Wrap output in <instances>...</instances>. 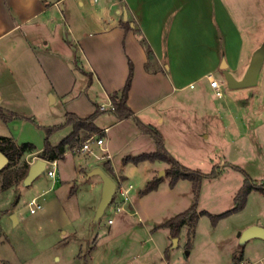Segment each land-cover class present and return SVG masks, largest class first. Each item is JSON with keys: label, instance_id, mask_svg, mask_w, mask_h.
Wrapping results in <instances>:
<instances>
[{"label": "rangeland", "instance_id": "rangeland-1", "mask_svg": "<svg viewBox=\"0 0 264 264\" xmlns=\"http://www.w3.org/2000/svg\"><path fill=\"white\" fill-rule=\"evenodd\" d=\"M224 1L229 26L227 35H220V44L223 48L229 38L230 46L235 45V36L232 37L235 25L245 32L241 67H230L236 77H242L254 51L264 42V0ZM71 36L69 33L67 38ZM72 46L76 50V46ZM262 68L258 84L240 88H230L222 73L219 76L223 78L221 96L210 91L207 97L199 87L177 92L180 96L177 121L165 135L169 149L181 163L205 174L199 210L218 214L233 208L235 195L245 178V173L237 166L257 183L264 181V65ZM206 101L221 112L209 114L203 109ZM103 115L99 124L109 126L111 113L106 111ZM15 119L28 120L43 129L44 137L35 142L38 148L43 146L44 128L26 118ZM120 127H111V140L105 134V145L109 140L111 157L118 171L126 170V164L134 169L129 175L134 185L133 194L137 195L138 213L127 217L125 210H117L123 203H119L121 196L116 192L103 215L97 217L104 178L102 173L92 174L98 165H103V161H99L102 159L94 156L70 151L58 160L55 176L45 171L30 185L21 180L3 188L0 174V264H235L237 252L244 250L251 258L264 254L256 243L260 238L242 240L240 236L250 226L264 227V194L256 190L249 194L243 209L217 223L208 215H202L193 233L189 225H184L175 244L171 230L159 225L193 203L192 182L186 179L185 185L175 191L168 182L170 188L165 193H155L139 202L140 191L148 180L159 176L161 170L165 171L162 177L169 181L167 168L164 169L169 164L159 160L153 177H146L148 167L124 163L126 155L151 149L139 147L142 142L138 133L130 132V128L120 131ZM9 132L6 121L0 117V134L10 135ZM55 138L53 140L58 139L57 135ZM13 139L23 143L22 131L18 130ZM39 157L40 153L24 154L18 165L30 166ZM162 165L163 168L158 169ZM216 165L219 174L209 176ZM51 167L49 163L47 168ZM105 172L111 174L117 186L122 184L120 177L107 168ZM34 197L43 208L33 213L29 202ZM13 214H17L16 221ZM109 217L114 218L115 223L109 224Z\"/></svg>", "mask_w": 264, "mask_h": 264}, {"label": "crops", "instance_id": "crops-1", "mask_svg": "<svg viewBox=\"0 0 264 264\" xmlns=\"http://www.w3.org/2000/svg\"><path fill=\"white\" fill-rule=\"evenodd\" d=\"M227 15L224 0H0V105L44 126L63 124L67 112L86 117L96 110V104H112L110 94L125 85L132 61L134 77L128 103L141 121L162 133L169 149L165 131L177 121V92L192 88L193 83L192 89L199 87L209 97L210 91L215 93L209 77L223 84V78L219 79L223 59L229 69L241 67L245 32L235 25V45L230 46L229 38L223 48L220 44V35H227ZM122 20H128L131 28L126 30ZM69 33L72 36L68 39ZM144 41L153 48L155 56L151 60ZM210 106L206 101L203 109L209 114L221 112ZM107 111L111 113V124H99L104 113L96 123L101 128L109 127L108 139L111 140V127L121 126L120 131L130 128V132L138 133L142 142L139 147L156 149L153 137L139 128L134 117L118 119L111 110ZM6 123L12 136H2L14 137L21 130V142L35 145L44 137L43 129L28 120ZM72 130L71 125L56 130L50 136L52 143H59ZM56 135L58 139L53 140ZM43 147L44 144L40 148L36 145L31 153L41 154ZM107 147L111 151L109 140ZM99 161L103 165L97 167L104 172L106 163H110L111 173L123 184H132L130 198L121 210L127 217L137 214V195L130 181L134 169L126 164V170L118 171L112 157ZM158 162L145 160L138 166L148 167L146 177H153ZM161 168L163 165L158 169ZM185 180L180 179L172 190L185 185ZM168 182L165 178L156 190L139 194L138 201L165 193L170 188ZM112 219L109 224L115 223ZM256 238H260L256 243L264 251V238ZM240 264H264V254L251 258L245 251Z\"/></svg>", "mask_w": 264, "mask_h": 264}, {"label": "trees", "instance_id": "trees-1", "mask_svg": "<svg viewBox=\"0 0 264 264\" xmlns=\"http://www.w3.org/2000/svg\"><path fill=\"white\" fill-rule=\"evenodd\" d=\"M123 24L126 27V30L131 28L130 22L128 20H122ZM146 45V50L148 58L151 60L154 58L155 54L151 45L144 41ZM76 49V47H75ZM75 63L79 66V58L75 57ZM134 77V64L130 61V71L125 85L116 91H113L110 94V98L115 108L111 110L116 118L125 119L129 117H134L139 128L150 134L156 143V149L154 151L143 152L137 155H127L123 158L124 163L133 162L138 164L145 160L155 161L162 160L169 164V167L166 169V176L169 178V184L171 187H174L180 179H188L192 182V187L194 191V200L193 203L185 210L179 212L175 216L167 219L159 226L167 227L171 230V233L174 237L178 236L182 227L184 225H189L191 233L194 232V229L197 225V221L202 215H208L214 223L225 216L232 214L233 212L239 211L246 206L247 199L249 194L256 190L264 194V181L257 183L254 179L245 172L242 168L238 167L241 171L245 173V178L242 186L235 195V205L233 208L218 214H213L208 210H199V196L201 192L202 180L204 173L198 169L189 167L181 163L167 148L165 139L162 133L152 124H147L141 121L136 115L135 111L128 103L129 92L132 86ZM96 110L86 116L81 117L74 112L66 113V120L61 125H52V126H41L46 131V138L44 147L41 151V156L48 160H58L65 156L68 151L74 150V148L81 144L85 139L96 133L103 134V128H101L97 123L96 119L107 110L100 109V104H96ZM0 117L9 122L15 118H26L34 121L31 117L22 116L14 111L6 109L0 105ZM71 125L73 130L64 137L59 143L53 144L50 136L58 129L65 126ZM0 150L7 155L9 158V163L7 166L0 172L3 175L2 187L6 188L11 186L15 182L24 180L28 173V165H18L20 158L26 154L31 153L36 150V145L32 142H23L18 143L13 139V137H7L0 135ZM106 167L110 172H113L112 165L106 163ZM219 167L214 166L212 172L209 174L211 177H215L219 174ZM164 180L162 176H156L152 180L148 181L146 186L140 191L141 195H145L153 190H156L159 187L160 182ZM244 250L234 254L235 264H240L243 260Z\"/></svg>", "mask_w": 264, "mask_h": 264}, {"label": "water", "instance_id": "water-1", "mask_svg": "<svg viewBox=\"0 0 264 264\" xmlns=\"http://www.w3.org/2000/svg\"><path fill=\"white\" fill-rule=\"evenodd\" d=\"M128 13L125 12V19H127ZM264 65V42L260 45L253 53L251 61L247 67L246 72L241 78H238L234 73L229 69V64L226 59H223L221 63V68L223 69V74L226 82L230 88H240L253 86L258 84L260 72ZM53 100L54 97H51ZM47 159L39 157L35 162H33L28 169V173L24 178L23 182L26 185L32 184L40 174L46 171ZM9 163V158L0 150V172L7 166ZM102 173L104 178L102 199L97 210V217L103 215L106 207L112 202L117 182L108 174H106L102 168L97 167L92 171V174ZM165 173L164 170L160 171L159 176H162ZM13 218L16 220V215L13 214ZM242 240H248L252 237H261L264 238V227L259 225H253L248 227L244 232L240 233ZM178 242V238L175 237L174 243Z\"/></svg>", "mask_w": 264, "mask_h": 264}, {"label": "built area", "instance_id": "built-area-1", "mask_svg": "<svg viewBox=\"0 0 264 264\" xmlns=\"http://www.w3.org/2000/svg\"><path fill=\"white\" fill-rule=\"evenodd\" d=\"M210 79V84L215 88V92L217 95L221 96L223 94L222 90V85L219 82L217 78L209 77ZM195 85L192 83L190 84V87H194ZM115 108L114 104H100V109L102 110H113ZM109 127L103 128V134L102 133H96L85 139L81 144L77 145L73 153H83L88 156H94L96 159H106V158H111V153L105 145V134L108 132ZM98 149L101 151L99 152ZM47 165L50 163L52 165L51 168L46 167V171L48 172L49 175L55 176L56 174V168H57V163L58 160H48L47 159ZM132 188V184H121L120 186L116 187V192L120 193L121 200L119 201L122 202L123 204L126 203L129 198H130V191ZM115 195V194H114ZM114 198V197H113ZM30 210L31 212H37L39 209L43 208V204L38 200L37 197H34L30 200ZM123 204L117 206V210H121L123 208ZM109 223L113 222L112 218H109Z\"/></svg>", "mask_w": 264, "mask_h": 264}]
</instances>
